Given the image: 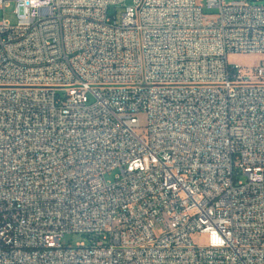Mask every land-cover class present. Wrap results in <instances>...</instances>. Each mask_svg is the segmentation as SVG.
<instances>
[{
    "label": "built area",
    "instance_id": "2783aa9c",
    "mask_svg": "<svg viewBox=\"0 0 264 264\" xmlns=\"http://www.w3.org/2000/svg\"><path fill=\"white\" fill-rule=\"evenodd\" d=\"M15 1L0 264H264V0Z\"/></svg>",
    "mask_w": 264,
    "mask_h": 264
},
{
    "label": "rangeland",
    "instance_id": "374dc122",
    "mask_svg": "<svg viewBox=\"0 0 264 264\" xmlns=\"http://www.w3.org/2000/svg\"><path fill=\"white\" fill-rule=\"evenodd\" d=\"M240 1H255V0H240ZM204 3V2H203ZM16 7V1L15 0H10L9 2V6L5 9L2 10L0 12V20H2L3 18L9 20L12 24H15L17 22V16L14 12ZM113 11V9H111V12ZM205 13L210 14V13H215L216 11L214 9L208 10L205 9L204 10ZM264 59V54H232L229 56L228 60L232 63H236V64H240L243 66H253L256 65L258 63H260L262 60ZM142 133V131H140ZM115 172H113V174H109L107 175V179L111 180L114 177ZM82 241H86V238L76 234L73 236H67L64 239L65 243H72V244H76L78 242H82Z\"/></svg>",
    "mask_w": 264,
    "mask_h": 264
}]
</instances>
